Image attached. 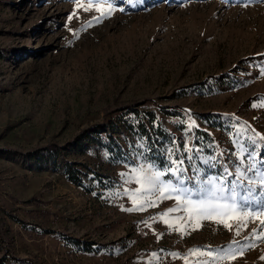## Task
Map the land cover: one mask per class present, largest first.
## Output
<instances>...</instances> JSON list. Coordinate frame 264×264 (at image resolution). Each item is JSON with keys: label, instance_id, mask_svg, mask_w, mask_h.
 <instances>
[{"label": "rangeland", "instance_id": "rangeland-1", "mask_svg": "<svg viewBox=\"0 0 264 264\" xmlns=\"http://www.w3.org/2000/svg\"><path fill=\"white\" fill-rule=\"evenodd\" d=\"M105 12L108 18L93 19ZM157 106H167L176 116L164 115ZM122 107L155 112L168 136L161 146L162 163L178 147L175 156H185V143L203 149L200 159L223 153L220 165L231 161L237 128H246L245 135L253 130L264 135V2L0 0L3 264H12L11 256L29 264H39V257L42 264H206L210 259L212 264H264V239L251 235L259 218L223 216L230 229L196 218L184 225L174 219L183 213L160 216L177 206L172 199L146 210H124L132 207L124 190L134 192L137 185L124 183L120 174L132 164L156 161L143 141L121 129L114 137L129 158L108 162L104 151H93V143L77 145L73 139L88 125L113 120L112 111ZM188 123L195 125L191 132ZM52 142L69 145L64 157L28 156L27 151ZM139 152L144 155L138 157ZM67 161L96 170L104 186L98 187L90 172L82 180L91 191L67 181ZM220 170L211 168L210 174ZM31 197L50 211L47 221L56 241L50 234L28 238L21 223L10 221L18 217L45 224L46 217L24 213L30 205L12 202ZM181 226L183 236L176 231ZM242 245L250 247L236 259L189 254V249L207 248L216 257L221 247Z\"/></svg>", "mask_w": 264, "mask_h": 264}, {"label": "snow or ice", "instance_id": "snow-or-ice-1", "mask_svg": "<svg viewBox=\"0 0 264 264\" xmlns=\"http://www.w3.org/2000/svg\"><path fill=\"white\" fill-rule=\"evenodd\" d=\"M77 7L81 5L77 4ZM108 8L112 9L113 4L109 3ZM120 10L123 11V9ZM96 11H101L99 5L96 6ZM73 15L75 11L69 15V21L72 20ZM104 18H108L107 12L93 19L98 23ZM91 25L90 20L88 26ZM194 127V123H188L187 131L191 132ZM246 131V128L236 129L235 138L231 141L234 146L233 159L225 161L222 165L218 157L223 153L200 159L199 153L203 152V149L197 146L190 147L187 143L182 148L186 153L185 156H175V153L181 150L178 147L169 152L172 158L159 165L155 161L132 164L127 174H120L124 177V183L137 185L134 192L124 190V195L132 200V207L124 210L129 212L146 210L147 207L158 206L159 202L165 199H172L177 206L161 213L162 218L172 213H183L184 215H178L174 219L183 220L184 225L196 218L200 221L222 223L226 229H230L231 225L222 219L223 216H230L233 220L241 216L255 217L260 219V224L252 230L251 235L256 239H264V148L261 147V144H264V135L255 133L254 130L253 134L245 135ZM171 143L174 144L175 141ZM138 147L142 149L143 145ZM143 155V152L138 153V157ZM193 161H197V164L194 165ZM186 162L188 167H185ZM218 166L221 170L210 174V169ZM189 171L191 175H188ZM150 219L154 220L155 217ZM176 231L180 232L181 236L187 234L183 226L178 227ZM258 232L259 235H257ZM236 235H239V228ZM233 243L238 244L239 241L234 240ZM246 247L250 245H242L238 249L221 247L216 257L207 248L189 249V254L199 253L209 258L236 259L237 255L243 254ZM171 255L175 257L177 254ZM206 264H212V259Z\"/></svg>", "mask_w": 264, "mask_h": 264}, {"label": "trees", "instance_id": "trees-1", "mask_svg": "<svg viewBox=\"0 0 264 264\" xmlns=\"http://www.w3.org/2000/svg\"><path fill=\"white\" fill-rule=\"evenodd\" d=\"M145 102H143L144 104ZM158 111L167 116H176L174 112L168 110L167 106H157ZM112 112H116L114 119H109L106 122L95 124L94 126L88 125L87 127L79 130L74 136L73 139L75 144H80L81 142H91L93 143V151H104L105 152V160L108 162L111 161H124L129 158V152L121 147L117 143V138L114 137V134H118L121 129L136 137L137 139H141L146 146L148 156L156 160L157 164L162 163L161 152H162V144L168 139L167 133L161 127L160 122L155 117V112L153 110H137L136 108L127 109V107H122L120 109H115ZM127 113L133 114V118L130 117H122ZM69 145H58L57 143H47L43 146L34 148L32 150L27 151L29 157L34 159H51L55 160L58 156H65V148ZM159 158V159H157ZM91 173V179L97 182L98 187H103L102 178L103 175L99 174L96 170L91 169L87 164L76 161H67L63 174L67 181L71 182L73 185L80 186L86 191H91V187L86 186L83 183L82 177L87 176L88 173ZM13 204L21 203L23 205H30L31 208L29 210H25L24 213L28 215H33L35 218H45L46 222L44 225L37 223V221L25 222L24 220L18 217H10L11 222H19L21 223L22 230L25 234H27L28 238H31V235L37 236L40 234H50V238L56 241L57 234L49 221H47V217L50 214V211L47 209H43L38 205L39 202H42L38 197H31L24 201L16 202L12 200ZM14 208V207H13ZM14 211L12 209L10 212ZM10 216V215H9ZM12 216V215H11ZM19 234V232H16ZM22 236V234H21ZM14 236L12 234L9 235L8 239L11 241ZM34 255H31V258ZM47 259L51 257L50 253L47 252L45 254ZM5 257L0 259V264H3ZM12 264H29L27 260L20 259L11 256L10 257ZM39 261V264H42L41 257L36 259V262Z\"/></svg>", "mask_w": 264, "mask_h": 264}]
</instances>
